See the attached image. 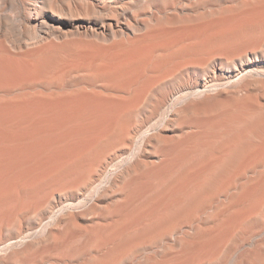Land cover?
<instances>
[{"label":"bare ground","instance_id":"1","mask_svg":"<svg viewBox=\"0 0 264 264\" xmlns=\"http://www.w3.org/2000/svg\"><path fill=\"white\" fill-rule=\"evenodd\" d=\"M0 264H264V0H0Z\"/></svg>","mask_w":264,"mask_h":264}]
</instances>
